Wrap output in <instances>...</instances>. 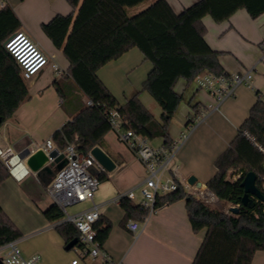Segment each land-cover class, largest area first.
Returning a JSON list of instances; mask_svg holds the SVG:
<instances>
[{"label":"crops","instance_id":"1","mask_svg":"<svg viewBox=\"0 0 264 264\" xmlns=\"http://www.w3.org/2000/svg\"><path fill=\"white\" fill-rule=\"evenodd\" d=\"M152 1L131 8V11L139 12ZM168 1L176 13H181L200 0ZM5 6H10L20 21L16 31H24L33 38L52 60L59 63L62 71L48 65L33 78L26 79L30 94L28 99L0 126V150L3 153L10 148L14 151L13 170L19 177L11 173L0 184V205L23 234L17 241L22 243L20 247L25 256L38 255V264H73L75 259H70L66 239L43 213L56 203L47 191L51 182L45 186L40 172L28 164L29 157L20 162L17 154L33 140L52 137L70 119L66 107L73 111L78 106L77 94L82 91L69 72L70 61L43 29V24L55 15L69 14L74 7L68 0H0V10ZM202 22L206 27V41L220 53L219 60L224 71L243 73L252 70L253 73V87L242 83L222 101L201 87L197 80L180 78L176 83L175 89L183 99L168 127V133L173 141L180 139L184 133L188 137L174 162L188 180L196 177V183L207 186L217 172V158L230 146L258 100L259 93L264 90V13L252 17L246 8H240L224 21L218 22L211 15H206ZM152 68V62L139 48L134 47L102 66L98 75L121 104L138 94L150 109L157 101L143 89V82ZM154 107L155 117L160 120L162 109L159 104ZM110 133L105 136L106 146L101 148L112 158L115 167L109 170L112 173L106 168L103 173L105 178L112 181L116 194L109 199L103 197L99 202L95 201L96 195L94 197V201L100 205L101 216L112 223L104 250L113 260H122L125 264H192L206 237L207 228L200 231L193 229L185 198L168 201L144 220L126 218L125 210L115 199L121 192L133 190L135 198L132 201L140 203L141 190L138 201L136 190L140 189L146 170L127 144L129 149L115 147L117 144ZM115 136L122 141L117 132ZM159 138L156 145L149 139L151 145H164V138ZM42 180L46 182L47 175H43ZM85 202L90 203L80 210L91 207V201L81 203ZM220 203L225 211L233 206ZM130 220L139 221L138 232L128 228ZM80 258L85 264H102L100 258ZM251 264H264V250L256 251Z\"/></svg>","mask_w":264,"mask_h":264},{"label":"trees","instance_id":"2","mask_svg":"<svg viewBox=\"0 0 264 264\" xmlns=\"http://www.w3.org/2000/svg\"><path fill=\"white\" fill-rule=\"evenodd\" d=\"M68 1L74 11L55 15L43 24V29L69 59L72 78L93 105H84L78 98V106L73 111L66 107L70 119L52 137L59 149L72 143L83 154L96 146H106L105 136L112 130L108 113L113 109L124 117L126 128H132L148 139L163 137L164 145L169 146L173 140L168 127L183 99L175 89L177 81L180 78L193 81L206 72L226 73L219 60L220 53L206 41L203 17L211 15L220 22L240 8H246L252 17L264 13V0H200L181 13H176L168 0H153L136 13H130V9L149 0ZM19 25L10 6L0 10V126L30 95L19 62L5 45ZM134 47L153 64L143 89L160 105V120L138 94L121 104L98 75L102 66ZM215 165L217 172L207 186L219 201L237 205V213L207 204L188 194L183 187L160 196L158 204L185 198L193 229L207 228L192 264H251L256 251L264 250V98L260 93L248 118ZM250 171L256 173V185L263 200L255 198V204L247 207L241 202L242 181ZM39 172L45 186L55 177V172L46 169ZM10 175L0 160V184ZM43 175H47L46 182L42 180ZM105 177L104 173L99 175L100 180ZM119 204L125 210L126 218L146 219L147 210L140 203L123 197ZM43 213L53 223L64 216L56 203ZM56 227L67 243L79 236V230L71 222ZM95 227L96 239L104 245L112 223L101 216ZM22 235L0 205V246L18 240Z\"/></svg>","mask_w":264,"mask_h":264},{"label":"built area","instance_id":"3","mask_svg":"<svg viewBox=\"0 0 264 264\" xmlns=\"http://www.w3.org/2000/svg\"><path fill=\"white\" fill-rule=\"evenodd\" d=\"M9 37L12 39L5 45L19 62L25 79L33 78L48 65L56 71H62L59 63L52 60V57L46 54L40 45L26 32L16 31ZM262 45L264 46V42ZM196 80L201 87L208 89L220 101L232 95L242 83L253 87L252 70L243 73L223 74L206 72L198 75ZM260 95L264 98V90L260 92ZM82 101L87 106L93 105V101L88 97H82ZM108 117L112 130L119 134L120 139L131 148L145 167L146 175L140 183L142 194L140 204L142 208L147 210L146 218L168 202L158 204L160 196L172 193L180 187H183L188 194L194 195L203 202L223 210L220 201L208 186L197 185L196 183L191 184L183 176L180 166L174 162L175 156L188 134H182L180 139L174 140L169 146L155 147L151 145L147 136L138 133L132 128H126L124 117L116 109L109 111ZM123 129L124 131L121 132ZM26 148L29 150L28 156L38 151H43L48 156V164L55 161L56 157L51 156V152L56 148L53 137H48L44 140H33ZM23 150L19 151L18 154ZM14 155L16 154L11 148L5 153L0 150V160L13 174H15L13 170L14 164H12L9 156L13 157ZM59 155L67 157L68 162L56 172L54 179L47 187L48 193L54 198L64 214L62 219L54 222V225L71 222L76 226L79 230L76 246L80 250L81 257L100 258L102 264H125L122 260H113L104 250L100 241L96 239L97 229L95 225L101 217V210L100 205L94 201V197L100 185L99 175L105 171V167L94 156L92 150L87 154L80 153L72 143H69L63 150L59 149ZM18 159L20 162L23 161L19 156ZM94 168H96V171H94ZM26 173H28V170H26ZM15 176L19 178L17 174ZM123 197L133 199L135 198V193L133 190L121 192L115 200L120 201ZM87 200L92 202L89 209L69 212V205ZM127 226L133 232H138L140 223L137 220H130ZM0 251L4 252L0 256L4 264H38L40 260L38 255L25 256L17 240H11L1 245ZM78 261L79 259L73 260V264H77Z\"/></svg>","mask_w":264,"mask_h":264},{"label":"water","instance_id":"4","mask_svg":"<svg viewBox=\"0 0 264 264\" xmlns=\"http://www.w3.org/2000/svg\"><path fill=\"white\" fill-rule=\"evenodd\" d=\"M12 38L9 37L5 43H8ZM92 153L98 159V161L108 170H112L115 167V163L112 158L100 147L96 146L92 149ZM29 155V150L26 148L18 154V156L23 160ZM51 156H55V161L48 164V156L43 151H38L30 156H28V164L35 170L40 171L41 169H46L49 172H58L67 162L68 159L63 155H59V148H54L51 152ZM46 164V165H44ZM44 165V166H43ZM43 166V167H42ZM96 171V168H94ZM189 182L191 184L196 183V177L190 178ZM197 185H202L196 183ZM242 186L244 187V194L241 198V202L244 206L252 207L255 204V198L258 200H263V195L260 189L256 185V173L253 171L248 172L242 181ZM230 210L234 213L239 211L237 205L230 207ZM78 243V239L75 238L69 243H67L66 248L71 249ZM0 264H4L0 259Z\"/></svg>","mask_w":264,"mask_h":264},{"label":"rangeland","instance_id":"5","mask_svg":"<svg viewBox=\"0 0 264 264\" xmlns=\"http://www.w3.org/2000/svg\"><path fill=\"white\" fill-rule=\"evenodd\" d=\"M140 8V7H138ZM137 9V8H136ZM130 13H134V10L131 11L130 9ZM122 96H123V93H121ZM78 95V98L80 99V101L84 104V102L82 101L81 97H85L87 98L86 95H82V93L80 94H77ZM155 102V101H154ZM156 107H158V104L157 103H154ZM154 106H150V111L154 114L155 113V107ZM155 116V114H154ZM156 118V117H155ZM124 131V129L122 130ZM116 135V132L114 130H111V133H110V136L113 138V140L115 141V144H117V146H115L116 148H119V147H122V148H126V149H129V147L126 145V143L122 142V141H118L117 140V137L115 136ZM160 141V138L157 137V138H154V139H151V142L152 144H157L158 142ZM67 158V157H65ZM108 171L109 173H112V171L110 172L108 169L106 170ZM110 180V179H109ZM107 178H104L100 181V185H99V190L95 192V195H96V198H95V201L96 202H99V201H102V198L104 197V199H109L108 197L112 198L115 194H116V189L112 183V181H109ZM137 192V198H136V201L140 200L141 199V195H140V189H137L136 190ZM112 200V199H111ZM110 202H113L111 201ZM90 202H85V203H76V204H73V205H69L68 206V210L69 212H75L77 210H80V209H83L85 207V205L89 204ZM19 247L22 246V243H18ZM21 248V247H20ZM22 250V249H21ZM67 252H71L70 253V259L73 260V259H79V261L81 262V264H85V261L82 260L80 258V250L77 246H74L73 248L67 250ZM3 251H0V256L3 255ZM68 260V257L65 258V261Z\"/></svg>","mask_w":264,"mask_h":264},{"label":"bare ground","instance_id":"6","mask_svg":"<svg viewBox=\"0 0 264 264\" xmlns=\"http://www.w3.org/2000/svg\"><path fill=\"white\" fill-rule=\"evenodd\" d=\"M12 158H13V157L9 156V159H11V162H12ZM18 161H19V159H18ZM12 164H13V162H12ZM14 166H15V164H14Z\"/></svg>","mask_w":264,"mask_h":264}]
</instances>
